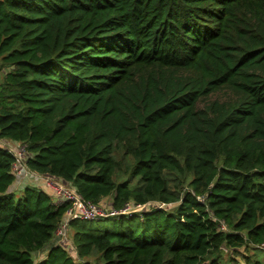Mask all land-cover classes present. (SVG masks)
Returning a JSON list of instances; mask_svg holds the SVG:
<instances>
[{
	"label": "trees",
	"instance_id": "obj_1",
	"mask_svg": "<svg viewBox=\"0 0 264 264\" xmlns=\"http://www.w3.org/2000/svg\"><path fill=\"white\" fill-rule=\"evenodd\" d=\"M4 67L0 140L31 172L168 207L70 221L74 259L47 248L68 203L9 191L0 146V264H264L240 251L264 252V0H0Z\"/></svg>",
	"mask_w": 264,
	"mask_h": 264
},
{
	"label": "built area",
	"instance_id": "obj_2",
	"mask_svg": "<svg viewBox=\"0 0 264 264\" xmlns=\"http://www.w3.org/2000/svg\"><path fill=\"white\" fill-rule=\"evenodd\" d=\"M1 147L5 148L14 156V163L12 170L15 178H32L37 184L45 187L49 190V195L52 202L56 205L68 203V208L65 212V218L61 225L55 231L54 236L64 235V231L67 229L68 224L72 220H84L87 222L102 221L105 219H128L133 216L141 215L145 211L154 210H166L168 207L164 202L149 200L145 203H135L134 201H128L121 207L115 208L110 204H106L103 201L99 203H93L82 197L81 194L70 183L61 181L50 175H38L31 172L26 166V159L28 158V152L26 145L21 142H2ZM200 202L203 201V197H197ZM220 229H226L223 221L219 223ZM264 249V242L259 245Z\"/></svg>",
	"mask_w": 264,
	"mask_h": 264
},
{
	"label": "rangeland",
	"instance_id": "obj_3",
	"mask_svg": "<svg viewBox=\"0 0 264 264\" xmlns=\"http://www.w3.org/2000/svg\"><path fill=\"white\" fill-rule=\"evenodd\" d=\"M8 68L4 67V69L0 68V82L2 81L3 75L7 72ZM4 142V141H3ZM0 144H2V142L0 141ZM32 180V178H29ZM27 177L24 178H18L16 179L13 183H12V187L10 186L9 191L14 190L15 189V193L18 194L21 190L19 189H23L26 180L30 181ZM32 182V181H30ZM110 201V202H109ZM104 203L106 204H110L111 203V197H105V199L103 200ZM171 208L173 206H175L174 204H171ZM170 208V209H171ZM167 209V208H166ZM169 210V208H168ZM94 226L96 227L97 230L100 231H105L106 229H118L119 228V224H118V220L117 219H105L102 221H95ZM64 235L62 236H54L53 240L51 241V243L49 244V246L47 248H49L52 244L54 245H63L64 247H66L68 254L72 255V257L75 259L76 258V253H75V247L73 245V232L70 226L67 227V229L63 232ZM240 251L242 253H247V254H254L256 252L257 256L259 258H261L262 262L264 263V252L263 251H254L252 249H248V250H243L240 249ZM46 252L47 250L44 251H40L34 254V260L35 261H39L41 259H43L46 256ZM232 255L230 254V252H228L227 250H224V258L225 259H229ZM238 261H241V257L237 256Z\"/></svg>",
	"mask_w": 264,
	"mask_h": 264
},
{
	"label": "crops",
	"instance_id": "obj_4",
	"mask_svg": "<svg viewBox=\"0 0 264 264\" xmlns=\"http://www.w3.org/2000/svg\"><path fill=\"white\" fill-rule=\"evenodd\" d=\"M0 141L3 142V141H7V140H0ZM8 142H13V141H8ZM1 145H2V144H0V146H1ZM31 183H32V184H31ZM26 184H31V185H33V182L26 181L25 185H26ZM11 187H12V185H11ZM42 188H43V190L49 191V190L46 189L45 187H42ZM19 190H22V189H19ZM11 191H15V189H14V190L11 189ZM49 194H50V193H49ZM104 199H105V198H104ZM104 199H103V200H104ZM103 200H102V201H103ZM109 202H110V201H109Z\"/></svg>",
	"mask_w": 264,
	"mask_h": 264
}]
</instances>
